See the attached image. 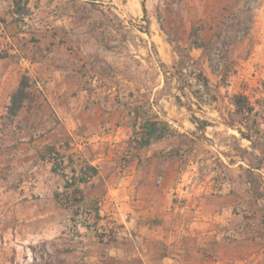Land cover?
Masks as SVG:
<instances>
[{
  "label": "rangeland",
  "instance_id": "rangeland-1",
  "mask_svg": "<svg viewBox=\"0 0 264 264\" xmlns=\"http://www.w3.org/2000/svg\"><path fill=\"white\" fill-rule=\"evenodd\" d=\"M5 19V94L10 99L22 76L30 88L13 118L6 116L9 99L0 96V264H59L56 240L63 224L71 232L75 209L42 197L34 180L47 169L39 158L48 157L45 146L67 143L61 128L46 142L60 124L56 111L76 108L140 107L165 124L173 138L151 153L177 158L190 202L208 201L209 238L237 240L251 255L264 248V0H30L26 14ZM193 27L204 49L192 47ZM178 64L181 74L172 69ZM199 72L208 92L195 79ZM237 93L248 97L251 115L234 112ZM192 117L202 121L199 128ZM236 128L250 133L255 147ZM88 131L74 130L82 149L91 148L84 146ZM127 148H110L120 165L130 157ZM56 149L62 155L64 145ZM69 197L60 198L64 205Z\"/></svg>",
  "mask_w": 264,
  "mask_h": 264
},
{
  "label": "crops",
  "instance_id": "crops-1",
  "mask_svg": "<svg viewBox=\"0 0 264 264\" xmlns=\"http://www.w3.org/2000/svg\"><path fill=\"white\" fill-rule=\"evenodd\" d=\"M13 2L0 0V18H6L3 24L10 22L7 18L15 17ZM3 60H0V65ZM26 63L24 65L30 71L41 76L40 72L34 71L33 64L28 62V66ZM6 78L7 74H0V96L6 97L7 101ZM55 115L60 124L48 133L46 142H51L49 136L61 128L58 135L67 143H55L57 148L64 145L60 159L62 167L59 172L53 173V160H40L47 165V169L44 173L38 172L39 180H34V191L42 193V197H48V201L63 209L66 206L60 198L70 196L72 189L79 191L82 206L86 209L93 210L96 202H103L99 213L91 211L92 229L74 226L71 232H66V225L61 226L60 237L56 240L58 248L62 249L58 254V260H62L58 261L59 264L262 263L264 248L254 250L251 255L238 246L237 240L210 239L203 230V226L207 225L208 201L203 203L195 199L194 203L190 202L188 188L184 189L180 183L183 174L177 170V158L151 153L158 149L161 141H171L172 136L154 141L143 149L127 148L128 141L134 136L139 137L140 133L138 127L135 131L132 129L124 111L107 112L100 107L76 108L56 111ZM95 124L103 130L101 134H96ZM78 126L89 130V142L84 146L91 148L82 149L81 141L76 139L79 136L74 130ZM116 142H121L130 155L123 165L110 150L116 147ZM99 146L104 148L103 152H96ZM148 165L151 168H147ZM85 166L95 168L96 172L87 182H81L78 180L79 171ZM60 173L67 177L74 175L72 188H64L65 177ZM218 193L221 194V191ZM219 211L214 210V215H218ZM105 213L112 214V218L104 216ZM112 228L117 231L115 237L102 234ZM254 256H257L255 262L251 263Z\"/></svg>",
  "mask_w": 264,
  "mask_h": 264
},
{
  "label": "trees",
  "instance_id": "trees-1",
  "mask_svg": "<svg viewBox=\"0 0 264 264\" xmlns=\"http://www.w3.org/2000/svg\"><path fill=\"white\" fill-rule=\"evenodd\" d=\"M28 3L29 0H14L13 2V13L15 15V20L20 15L26 14L28 11ZM189 37L192 39V47L194 48H200L204 49L206 43L205 42H199L198 41V35H197V28L193 27L190 30ZM9 56L8 52L1 53L0 52V60H3ZM178 67L172 66V69L179 70V74L182 73V65L178 64ZM181 72V73H180ZM195 79L203 88L205 91H209V83L208 79L203 75V73L199 72ZM30 88V82L29 78L27 76H22L17 89L11 94L9 103L6 106V116L9 118L16 117L19 111L23 108L24 101L27 99V90ZM182 92H184V89H181ZM129 96H132V92L129 93ZM177 98L178 104L180 103L179 97ZM233 106L235 107L234 112L239 115H245L249 116L253 113L254 108L250 105L249 99L246 95L242 93H237L233 96ZM128 107V106H127ZM125 117L127 119V122L130 124L132 129L134 131L138 127V131L140 133L139 137L134 136L130 141H128V148L132 147L133 149H143L146 147H149L152 142L161 140L162 138L166 137L167 127L165 124L159 123L156 119H153L151 116H149L148 112H142L140 110V107H128ZM191 122L194 123L197 127L201 124L202 121H200L198 118L192 117ZM257 124V122L255 121ZM226 126H229L231 128H234L235 126L232 123H225ZM199 128V127H198ZM238 134L241 138L246 139L251 142L252 147H255L254 141L252 140V135L250 133H245L240 128H236ZM256 132L259 134L261 131L259 129V125L256 127ZM45 153L48 154V157H45V155H40V160H53L52 163V172L57 173L61 169V158L59 151H57L55 146H48L46 145L44 148ZM68 163L71 162V160L68 158ZM60 168V169H58ZM252 169L259 170L261 168V164L259 163L256 167H250ZM80 174L78 176V180L81 182H87L86 177L91 176V174H94L96 172L95 168H92L90 166H85L83 169H81ZM65 177L64 179V188L70 189L75 184V177L72 174L71 177H67L64 175V173H60ZM71 201L72 204L81 201V196L79 191L76 189H72L70 193V197L65 201ZM93 211L97 213V209L93 208Z\"/></svg>",
  "mask_w": 264,
  "mask_h": 264
},
{
  "label": "built area",
  "instance_id": "built-area-1",
  "mask_svg": "<svg viewBox=\"0 0 264 264\" xmlns=\"http://www.w3.org/2000/svg\"><path fill=\"white\" fill-rule=\"evenodd\" d=\"M0 52H1V48H0ZM90 179L89 176L86 177V181H88ZM102 201H98L94 204L93 208L97 209V213L100 212L101 208H102ZM65 206L71 207L75 209V213L72 215L71 217V221H72V225L73 227H88L92 229V218L90 216L91 211L90 209H86L82 206V201L76 202L74 204H72V202L69 201H65ZM94 213V211H93ZM107 218H112V214H108L105 213V215ZM103 235H106L107 237L109 236L110 238L115 237L117 235V231L114 230L113 228L106 232V233H102Z\"/></svg>",
  "mask_w": 264,
  "mask_h": 264
}]
</instances>
